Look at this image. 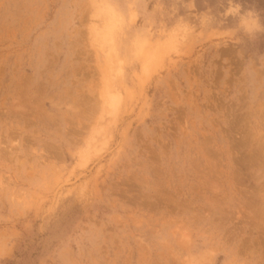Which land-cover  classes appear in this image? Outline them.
<instances>
[{"label": "rangeland", "instance_id": "374dc122", "mask_svg": "<svg viewBox=\"0 0 264 264\" xmlns=\"http://www.w3.org/2000/svg\"><path fill=\"white\" fill-rule=\"evenodd\" d=\"M0 264H264V0H0Z\"/></svg>", "mask_w": 264, "mask_h": 264}]
</instances>
